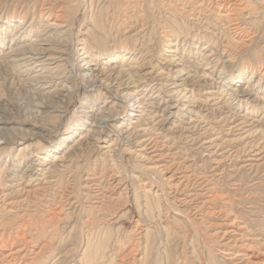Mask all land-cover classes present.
<instances>
[{
	"label": "rangeland",
	"instance_id": "374dc122",
	"mask_svg": "<svg viewBox=\"0 0 264 264\" xmlns=\"http://www.w3.org/2000/svg\"><path fill=\"white\" fill-rule=\"evenodd\" d=\"M179 2V0L177 2L175 0H0V15L15 13L17 21L23 15H26L28 20L35 16L38 23L45 22L48 18L50 21L56 18L58 21H68V11L72 9L75 14L69 18V21L72 24L71 39L74 42H77L82 32L93 34L99 23L105 34V42L99 46L90 43V46L94 47L91 49L96 50L93 52L95 55L115 46L120 47L121 42L132 48L135 43H132V35L135 34L137 37L139 35L136 43L143 49L139 59H146L145 61L150 59L146 65V68L151 66L150 70L164 67L167 71L170 67L167 69L160 63L165 56L162 49L167 45L164 37V31L168 28L167 22L169 21L170 24L175 21L181 22L182 24L179 23L181 26L185 22H190L184 17L185 15L180 14L182 11L177 9L178 6L182 7ZM259 6V13L249 19L252 23L250 29L255 34H253V43H250L251 49L243 48L244 51L240 53L236 68L240 66L242 60L254 58L256 52L264 53V4ZM169 17L170 19L173 17L172 22L166 20ZM246 49L249 51L247 52ZM183 52L187 51L181 49V54ZM208 73L211 75L210 78L218 76L217 71ZM258 78L259 75L253 79L257 82ZM75 79V83L72 84L73 96L65 103L68 112L62 114L61 118L48 117L42 121L43 124L52 127L53 131L48 135L45 132L41 138L27 141L18 139V142L25 141V145L31 142L33 144L29 146L30 149L28 147V150L23 151L20 159L16 160L21 164L18 179H9L11 175L9 168L10 159L17 154L20 143L13 145L10 155L7 157L5 154L0 160V258H3L9 250L16 249L20 251L17 257H22V264H52L56 261L59 264H78L76 260L80 249L84 241L91 236L95 240L109 239L110 245L121 239L122 243L125 241L124 244L113 246L115 252L118 250L115 255L116 260L114 259L115 264H236L237 262L249 264L248 256L252 260H264V153L259 156L244 154L235 156L237 149L247 146L254 140L253 138H256L255 135L253 138L245 137L243 141L232 140L234 137H239L238 132L227 135L225 131H228V128L226 129L221 123H215L210 117L211 114L207 116V112L201 111V106L189 108L196 114L199 112L209 118L203 122L200 120L201 123L195 121L190 126L186 124L190 122L188 120L191 117H196L195 114L186 111L184 113L190 118L180 121L174 117L167 121L164 119L166 115L163 109L173 102L172 97L161 91L157 98H164L165 102L157 108L156 104L151 103L154 101L152 98L157 94V89L150 91L148 88L141 95L146 99L143 103V106H147L144 107L145 112L142 108H138L140 112H136L139 115L143 113L142 119L140 118L138 122L140 125L133 123L129 127L128 137L123 138L122 143L119 142L117 147L114 146L115 148L110 151L112 153L101 151V154L97 152V156L96 153L93 156L94 153L88 148L82 150L83 156L82 152H70L69 146L72 143L70 142L63 146L65 148L66 145L67 153L64 154L63 161L58 162L60 167L54 168L53 173H46V168L53 164L55 151L48 152V160L42 162L43 154L56 145L59 138L69 131L76 120L89 121L84 117L85 110L93 109L100 114L103 110L123 112L121 107L123 102H117L119 106L109 109V106L116 102L113 98H108L109 93L107 94L105 90H90L84 94L85 89L91 87L90 82L81 77ZM204 81L208 82L209 78H205ZM13 85L15 87L13 86L11 90L16 92L14 99L16 101L13 104L0 102V107L7 104L6 109L1 108L2 112L23 119L27 115L24 113L27 104L26 92L20 89L22 87L18 84ZM0 87V97L2 93L5 96L9 94V98L13 95L5 87L1 85ZM207 91L213 90L205 92ZM133 96L134 94L131 98ZM105 97H107L106 102ZM135 101L131 103L134 104ZM185 103L179 105V108ZM261 116L260 113L258 118ZM136 119L138 120L134 118V121H137ZM132 126L136 128L132 129ZM222 127L226 129L224 132H221ZM14 133L16 132L13 131ZM38 140L40 142L37 144ZM212 141L214 143L210 145ZM136 142L143 146L134 145ZM127 144L140 150L143 156L131 154L129 151L122 153L120 146L129 147ZM42 146L45 147L43 150ZM36 150H39V153ZM31 152L36 153L31 154ZM94 158L95 161H92ZM33 162L36 168L39 167V170H35L37 176L30 182L26 178L21 179L25 169ZM83 163L87 165L84 166ZM140 171L144 174L142 175ZM132 175L138 176V180L132 179ZM145 189H150V192H155L156 195L150 193V197H143L146 201L141 199L142 197L139 196L143 195ZM5 194L9 195L4 197ZM115 221L118 223L114 224ZM240 224H243V227ZM37 230L43 233L38 234ZM95 235L96 237H93ZM237 252L246 253L248 256H236Z\"/></svg>",
	"mask_w": 264,
	"mask_h": 264
},
{
	"label": "bare ground",
	"instance_id": "6f19581e",
	"mask_svg": "<svg viewBox=\"0 0 264 264\" xmlns=\"http://www.w3.org/2000/svg\"><path fill=\"white\" fill-rule=\"evenodd\" d=\"M177 1L175 0V2ZM179 1L182 7L178 6L177 9L182 12H178L181 15H185L184 17H187L190 22H185L184 25L181 26V22H179L181 23L179 24L175 21V23L173 22L170 24L169 21H166L168 23V28L164 31V37H166L167 45L165 44L166 47H163L162 49L165 56L160 63L165 65L167 69L170 67L167 71H165L164 67L157 70L153 68L150 70L149 67L151 66L146 68L150 59L147 61H145L146 59H139L141 57V53L143 54V49L136 43L139 35L137 37L135 34L132 35V43L135 42L132 48L127 47L121 42L120 47L115 46L112 49H106L104 52L102 51L95 55L93 52H96V50L91 49L94 47H91L90 43H94V45L99 46L101 43L103 44L105 42L104 31L102 30L101 24H97L98 22H96L97 28L94 30L95 32L93 34L92 32H82L80 37L77 38V42H74L71 39L72 24H70L69 21V18L75 14L72 9L68 11V21H58V18L50 21L48 18L45 19V22L39 21L38 23V21L34 18L35 16H33L31 20H28L26 15H23V17L17 21L15 13L5 16L0 15V85L5 87L8 92H11V95L13 94L9 98V94L5 96V94L2 93L0 102L6 101L7 104H13V102L16 101L14 100L16 98V92L14 93L11 90L13 89V84L21 86L22 88L20 89H24L26 92L25 96L27 97V104L24 112L27 115L24 116L23 119H20L19 116L16 117L14 114L11 116L6 112H2L1 108L4 107L6 109L7 104H3L2 107H0V160L2 157H5V154H7V157L10 155L9 153L13 149V145H16L17 143H20L19 145H21L15 157L10 159L11 167L9 169L11 175L9 179H18V173L21 171V169H19L21 164L16 162V160L20 159L23 151L28 150V147L33 145L32 142L29 145H25V141L41 138L44 136L45 132L46 135H48L53 131L52 127L42 123V121L45 120L44 118H61L63 117L62 114L68 112V107L65 106V103L73 96L74 86L72 87V84L75 83L76 77H81L83 80L90 82L91 87L88 86V88L90 87L91 89H85L84 94L90 90H105L107 94H110L108 98L116 100V102L114 101L113 104L109 106V109L110 107L113 108L119 106V103L117 102H123V105H120L123 108V112L103 110L102 112L100 111V114L99 112H95L93 109H90L89 111L85 110L84 117H87L89 121H79L80 119L76 120L69 131L64 133V136L59 138L56 145L51 149H47V152L43 154L41 158L42 162L48 160V152L55 151V154L53 155V164L46 168V173H53L54 168L59 166L58 162L63 161L64 154L67 153L66 145L70 142H72L69 146V149L71 150L70 152L73 151L75 153H83L82 150L89 148L90 152L94 153L93 156L95 153V156H97V152L101 154V151L109 153L112 151V148H115L114 146L118 145L119 142L122 143V139H126L128 137L127 133L130 130L129 127L133 125V123L135 124L140 122V118L143 117V113L139 115L136 112H140L138 108H142V111H144V107H147L146 105L143 106L144 100L146 99H144L141 95L144 93L143 91H146L148 88H150V91L157 89V94L154 98H152L154 101H151L153 105L156 104L157 108L161 107L162 103L165 102L164 98H157L160 96L161 91L172 97L173 102L166 105L163 109L166 115V118H164L165 120L170 121L174 117H176L177 120L180 119V121H183L185 118L188 119L190 116L184 113V111H186L196 115L195 118L191 117L190 120H188L190 122L186 123L190 126L195 121L200 122V120H202L203 122V120H206V118H208L207 116L211 114L210 117L215 123H221L226 129L228 128V131H225L227 132V135L238 132V134H236L239 137L236 136L237 138L234 137L235 139L233 138L232 140L237 142L239 140L243 141L245 140V137L253 138L255 135L256 138H253L254 140L251 139L252 142L249 144H247V142V146L245 145L241 149H237L235 156L239 157L242 154L248 156H259L264 153V53L260 54L259 52H256L254 58L242 60L240 66L236 68L239 61L238 58L243 48L251 49L250 43L253 41L255 34L250 29V25H252V23L249 19L254 14L259 13V5L264 4V0ZM172 18L170 19L169 17L166 20L171 21ZM181 49L186 50L187 52H183L181 54ZM248 51L249 50H247V52ZM250 55L248 54V56ZM216 71L218 72V76L210 78L211 75L208 72L215 73ZM257 75H259V78L257 82H255L253 78ZM207 77L209 78L208 82L204 81ZM206 90L213 91L205 92ZM132 93L134 96L131 98V95H133ZM141 97H143V99ZM105 98L106 102L107 97ZM134 100H136L135 103L137 105L135 103L132 104V101ZM183 102L186 103L179 108V105ZM200 106L201 111L207 112V116L199 112L196 114L193 109H189L190 107ZM260 113L262 116L258 118ZM134 118H138V120L136 119L137 121H134ZM53 128H55V130L57 129V127L54 126ZM131 128L134 129L136 127L132 126ZM225 128L222 127L221 132H224V130H226ZM13 131L16 133L13 134ZM18 139L25 141L18 142ZM213 141L210 145H213L215 142ZM38 142L40 141L38 140L37 144ZM33 143L35 142L33 141ZM223 143H225V141ZM64 144H66L65 148H63ZM136 144L138 147L143 146L137 142L134 145ZM220 144L223 145L222 143ZM127 146L129 147L124 148L120 146V149L122 148V153L129 151L131 154L143 156L142 153L139 152L140 150L134 149L135 147L132 148L128 144ZM44 148L45 147L42 146V150ZM140 149L142 150V148ZM56 151L58 152L56 153ZM36 152L39 153V150H36ZM36 152H31V154H35ZM82 155L84 156V153ZM82 155L81 157H83ZM93 160L95 161V158L92 159V161ZM33 163L28 165L25 169L23 172L24 175L20 177L21 179L26 178L27 181L30 182L35 178V176H37V171L35 170H39V167L36 168L35 163ZM144 169L145 168L143 167L142 170L144 171ZM41 170H43V168ZM143 174L144 173H142V175ZM131 177L132 179L135 178L138 180V176L132 175ZM150 189H152V186ZM150 189H145V192L143 191V195L139 197H142L141 199L146 201L143 197H150ZM151 194L156 195L155 192ZM7 195L9 194H5L4 197ZM137 195L138 194L136 192V197ZM148 220L149 219H147V221ZM113 223L116 224L118 222L115 221ZM31 225L32 224H30V226ZM240 225L243 227V224ZM33 227L36 229L35 225ZM51 227L53 228V226ZM40 231L37 230L36 232L38 234H42L43 232ZM68 235L70 234L68 233ZM93 237H96V235ZM109 241V239L95 240V238L93 239L90 236L84 241V244L80 249L81 251L79 252L76 260L77 263L115 264V255H117L116 252L118 253V250L116 249L117 251L115 252V248L113 246L122 243L123 240L121 239L119 242L117 241L115 244L113 243V245H110ZM124 242L122 244H124ZM19 253L20 251L16 249L9 250L3 258H0V263L22 264V257H17ZM33 253L35 254V252ZM238 255L245 257L248 256V254L243 252H237L236 256ZM59 259L60 258H58V260ZM248 262L249 264H264V260H252L249 256ZM52 264L59 263L56 261ZM236 264H241V262H237Z\"/></svg>",
	"mask_w": 264,
	"mask_h": 264
}]
</instances>
